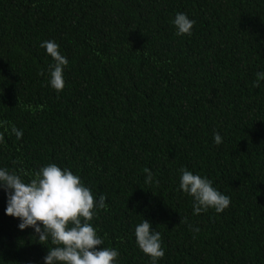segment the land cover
Here are the masks:
<instances>
[{
  "label": "trees",
  "instance_id": "1",
  "mask_svg": "<svg viewBox=\"0 0 264 264\" xmlns=\"http://www.w3.org/2000/svg\"><path fill=\"white\" fill-rule=\"evenodd\" d=\"M177 12L195 20L191 36L175 34ZM45 40L69 60L61 92L48 83ZM258 71L264 0H0V167L56 163L105 195L92 224L118 264H150L133 234L143 218L161 233L159 264H264ZM181 168L230 205L193 215ZM5 207L0 190V264H43L53 245Z\"/></svg>",
  "mask_w": 264,
  "mask_h": 264
},
{
  "label": "clouds",
  "instance_id": "2",
  "mask_svg": "<svg viewBox=\"0 0 264 264\" xmlns=\"http://www.w3.org/2000/svg\"><path fill=\"white\" fill-rule=\"evenodd\" d=\"M177 36H191L195 20L184 12H177L171 21ZM50 55L48 83L57 92L65 87L64 69L68 58L60 52L55 40H45L40 45ZM43 75V72H41ZM264 81V71L256 73V86ZM6 122L0 127L8 132ZM16 139L23 136V130L14 125L10 129ZM214 142L222 143L220 133H214ZM4 134L0 133V143ZM145 183L152 181L150 169H144ZM179 189L191 197L192 213L199 215L214 209L223 212L231 203L229 196L213 186L211 179L187 168L180 169ZM0 190L6 197L5 214L18 218L20 230L31 228L40 243L50 241L43 256V264H118L120 252L115 247H104V238L93 226L98 210L107 208V197H94L92 191L68 167L48 163L34 172L24 169L0 167ZM137 247L150 258V264H159L165 255L161 233L151 221L143 218L134 227ZM45 245V243H42ZM100 246V247H97Z\"/></svg>",
  "mask_w": 264,
  "mask_h": 264
}]
</instances>
